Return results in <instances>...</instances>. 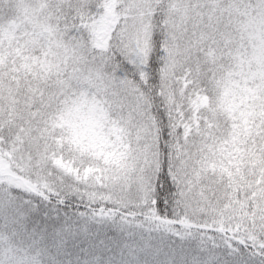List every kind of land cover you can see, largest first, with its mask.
I'll use <instances>...</instances> for the list:
<instances>
[{
    "label": "snow or ice",
    "instance_id": "6c2138e0",
    "mask_svg": "<svg viewBox=\"0 0 264 264\" xmlns=\"http://www.w3.org/2000/svg\"><path fill=\"white\" fill-rule=\"evenodd\" d=\"M0 264H264V0H0Z\"/></svg>",
    "mask_w": 264,
    "mask_h": 264
}]
</instances>
